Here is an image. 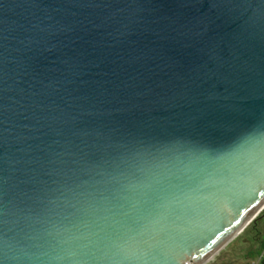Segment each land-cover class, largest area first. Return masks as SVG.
<instances>
[{
	"label": "water",
	"instance_id": "95a60500",
	"mask_svg": "<svg viewBox=\"0 0 264 264\" xmlns=\"http://www.w3.org/2000/svg\"><path fill=\"white\" fill-rule=\"evenodd\" d=\"M0 23L4 192L20 227L67 241L5 264H122L94 258L114 233L206 264L264 214L261 0H0Z\"/></svg>",
	"mask_w": 264,
	"mask_h": 264
},
{
	"label": "snow or ice",
	"instance_id": "6c2138e0",
	"mask_svg": "<svg viewBox=\"0 0 264 264\" xmlns=\"http://www.w3.org/2000/svg\"><path fill=\"white\" fill-rule=\"evenodd\" d=\"M29 4L39 5L44 3L45 0H27ZM77 5H99L101 3H110L111 0H62ZM129 3H136L139 0H127ZM246 3H253L254 0H244ZM264 3V0H261ZM47 24L48 28H51V21L41 20V25ZM47 29L33 25L34 34L28 33L21 39L20 43L24 48H30L34 44H38L43 38V34ZM3 24L0 23V117L3 116V96H4V74H5V41ZM27 41V42H26ZM2 125V121H0ZM255 139V137H253ZM4 134L0 130V149L4 144ZM249 163L255 161L256 163L249 170V179L254 181L264 180V141H259L253 145V150L247 159ZM2 161V156H0ZM63 163V161L61 160ZM2 167H0V264H5V261L9 259L8 248L12 246L18 250L20 255L12 257L18 261H31L33 259H39L38 256H33L31 250L33 248H39L45 243H54L56 245H62L66 243L65 236L59 232H47L43 234L37 229H33L31 232L26 231L20 227L19 214L10 207L8 199L4 192V181L2 176ZM63 195V194H62ZM239 223V221H237ZM15 224L13 228L11 225ZM161 236L158 240L153 237L154 243H150L143 237L137 239L135 236L122 237L117 233L113 234V240L109 245H104L101 241L97 246H102L107 251L101 255L94 257L98 260H119L122 264H160V261H166L169 255L168 245ZM78 239L76 237H72ZM217 241H213L216 244ZM111 253L109 255L108 253ZM54 260H62L64 257H53Z\"/></svg>",
	"mask_w": 264,
	"mask_h": 264
},
{
	"label": "rangeland",
	"instance_id": "374dc122",
	"mask_svg": "<svg viewBox=\"0 0 264 264\" xmlns=\"http://www.w3.org/2000/svg\"><path fill=\"white\" fill-rule=\"evenodd\" d=\"M260 260H264V214L206 264H258Z\"/></svg>",
	"mask_w": 264,
	"mask_h": 264
},
{
	"label": "trees",
	"instance_id": "16d2710c",
	"mask_svg": "<svg viewBox=\"0 0 264 264\" xmlns=\"http://www.w3.org/2000/svg\"><path fill=\"white\" fill-rule=\"evenodd\" d=\"M258 264H264V260H260Z\"/></svg>",
	"mask_w": 264,
	"mask_h": 264
}]
</instances>
